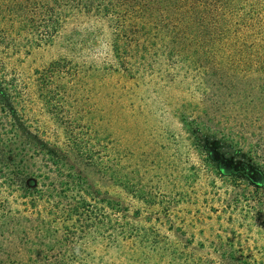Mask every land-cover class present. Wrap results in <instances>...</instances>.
Here are the masks:
<instances>
[{"label": "trees", "instance_id": "trees-1", "mask_svg": "<svg viewBox=\"0 0 264 264\" xmlns=\"http://www.w3.org/2000/svg\"><path fill=\"white\" fill-rule=\"evenodd\" d=\"M75 15L107 23L111 62L61 56L24 80L18 57ZM34 101L61 141L34 126ZM107 256L264 264V0H0V264Z\"/></svg>", "mask_w": 264, "mask_h": 264}, {"label": "rangeland", "instance_id": "rangeland-1", "mask_svg": "<svg viewBox=\"0 0 264 264\" xmlns=\"http://www.w3.org/2000/svg\"><path fill=\"white\" fill-rule=\"evenodd\" d=\"M110 36L111 31L104 20L92 16H72L52 46L24 50L23 55L17 59V71L22 75L24 80L29 82L31 74L35 69H40L50 61L61 56L73 59L80 64H84L86 67L99 65L104 61L111 62ZM30 108L29 116L33 120L34 126H38V130L45 135H49L48 137L58 138L61 141L60 132L57 131V128L49 120L41 104L34 101ZM140 132L141 139L145 140V132L143 130L142 133ZM138 162L143 167H147L148 165V162L145 160L142 163ZM77 166L79 167V171L87 178L89 184L100 193L101 198H108L118 203L120 207L127 208L130 217L135 216L136 210H140L144 215L146 211L122 189L114 186L93 170L81 165ZM139 170V176L143 184L154 185L153 179L150 178L152 174H149L150 176H148V173L144 174L142 167ZM29 184L33 186L32 182H29ZM207 221L204 225L197 224L193 230L195 234H198L199 239L202 235H207L208 233ZM199 239H196V243ZM95 247L98 249L97 246ZM105 261L109 264H119L116 259L108 258V256L105 258Z\"/></svg>", "mask_w": 264, "mask_h": 264}]
</instances>
